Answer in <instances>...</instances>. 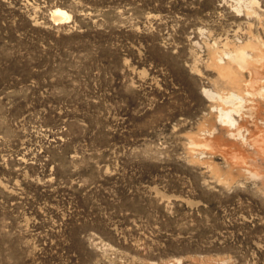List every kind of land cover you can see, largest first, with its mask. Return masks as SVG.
I'll return each mask as SVG.
<instances>
[{"label": "rangeland", "instance_id": "rangeland-1", "mask_svg": "<svg viewBox=\"0 0 264 264\" xmlns=\"http://www.w3.org/2000/svg\"><path fill=\"white\" fill-rule=\"evenodd\" d=\"M0 264H264V0H0Z\"/></svg>", "mask_w": 264, "mask_h": 264}, {"label": "bare ground", "instance_id": "bare-ground-1", "mask_svg": "<svg viewBox=\"0 0 264 264\" xmlns=\"http://www.w3.org/2000/svg\"><path fill=\"white\" fill-rule=\"evenodd\" d=\"M53 19L56 21V22H60V21H66V20H70L71 19V15H69L66 11H64V10H61V9H56V10H54V12H53ZM220 69H222V68H220ZM221 73H222V75H224V76H227V77H229L230 78V80H231V82L233 83V84H235V81H234V79H232L233 78V76L231 77V75H232V72L229 70V68L227 69V68H224L223 67V69H222V71H220ZM228 78V79H229ZM231 83V84H232ZM232 84V85H233ZM235 96V94L233 93V94H231V96H229L230 98H235L234 97ZM219 97V96H218ZM228 97V98H229ZM239 99H241L239 96H237ZM219 98H222L221 96L219 97ZM225 100V99H224ZM226 102V101H225ZM226 122H232V119H230V121H226Z\"/></svg>", "mask_w": 264, "mask_h": 264}]
</instances>
